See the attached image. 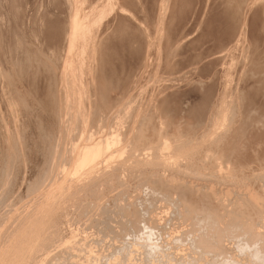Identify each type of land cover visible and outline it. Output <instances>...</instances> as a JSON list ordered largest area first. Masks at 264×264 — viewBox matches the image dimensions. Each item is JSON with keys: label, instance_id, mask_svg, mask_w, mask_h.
Instances as JSON below:
<instances>
[{"label": "bare ground", "instance_id": "1", "mask_svg": "<svg viewBox=\"0 0 264 264\" xmlns=\"http://www.w3.org/2000/svg\"><path fill=\"white\" fill-rule=\"evenodd\" d=\"M27 1L0 0V250L10 245L9 229L25 223V216L14 218L38 200L41 206L30 212L14 242L25 252V264H264V172L254 173L257 169L249 165V171L237 170L251 160L264 167V0H219L220 12L217 7L213 16L210 12L199 33L195 25L191 32L197 34L186 44L192 52L184 55H176L174 48L172 55L170 48L178 49L185 39L182 0L169 6V0H153L149 9L156 15L149 13V20L155 16L161 25L176 24L166 29L170 52L161 55L164 60L152 56L153 66L157 72L181 75L165 76L166 85L142 90L132 107L131 99L123 106V114L120 105L130 93L121 91L126 79L115 74L121 61H115L120 56L116 39H121L119 50L125 49L131 32L125 33L119 23L113 27L110 40L98 49L102 92L86 94L74 112L67 93L58 91L54 72L75 0H53L45 10ZM21 3L26 11L19 7L24 9L20 13L25 11L19 16L15 10ZM223 14L228 18L221 20ZM77 18L69 42L77 32ZM226 58L240 82L239 103L229 113L215 98L228 71L219 69ZM71 68L65 62L66 75ZM180 80L192 82L187 94L175 89ZM104 85L120 89L107 93ZM204 142L207 150L216 148L218 159L224 158L215 173L203 172L208 163L216 165L215 156L212 164L205 161L206 148L199 147ZM225 161L237 167L232 177L246 190L241 185L243 190L225 192L232 179L223 170ZM14 169L19 179L11 183ZM108 247L112 250L104 255Z\"/></svg>", "mask_w": 264, "mask_h": 264}, {"label": "rangeland", "instance_id": "2", "mask_svg": "<svg viewBox=\"0 0 264 264\" xmlns=\"http://www.w3.org/2000/svg\"><path fill=\"white\" fill-rule=\"evenodd\" d=\"M28 1H30V2H35V5H37V7H40L41 8V10H45V6H47V7H49V6H51L52 4L51 3H53V0H49V1H47V0H45V4H43L44 2V0H28ZM27 1V2H28ZM52 1V2H51ZM86 1V2H85ZM93 1V0H92ZM95 1V0H94ZM93 1V2H94ZM110 0H96L94 3L93 2H91V0H75V2H74V4H73V6H72V8H70L69 9V12L67 13V16H68V24H67V28L69 29H66V31H65V33H64V35L67 37V41H65V47L63 46V48H64V50H63V48L59 51V57H58V55H57V57L59 58L58 60V62H57V67H56V65H55V72H54V74H55V81L56 82H58V84H59V86H57L56 88H58V91L60 92V94L62 93V92H64L65 91V93H67V95H68V97H69V99H71L72 101H73V103H74V112L77 110V107H78V100H82L84 97H86V94H91L93 91H97V92H100L102 89H103V82H102V80L100 79L99 80V78H100V76H101V66H100V62L99 61H97V60H99V56H98V49H100V48H102L103 46L102 45H105L107 42H108V40H110V36H112L111 34L113 33V29L118 25V23L121 25V27L122 28H125L126 29V31H128V32H126L125 31V33H127V34H129L130 32V35H129V38L128 39H130V40H128V43H126V45L128 44V46L126 47L125 46V49H122V50H119V49H121V48H119L120 46H121V43L119 44V40H121V39H119V40H117L116 39V41L118 42H116L115 41V44L116 45H118V46H116L117 48H118V54L120 55L119 57H117L116 59H115V61H116V63L117 62H119L120 60V62L119 63H117L118 65V67H117V72L115 73L116 74V76H117V79H119L120 78V80L122 79L123 81H124V83H122L123 84V88H125V90L124 89H122L121 91H126V92H128V93H130V98H129V100H126V101H124V104H122V105H120V106H122L120 109H121V113L123 114L124 113V111H125V109H123V106L125 105V107L124 108H127V105H129L130 103H128V101H130V99L131 100H133V102L129 105V106H131L132 107V105H134L135 103H134V101H135V99H136V96H137V94H139L140 92H142V90L143 91H148V90H150V87L152 86V85H157V86H161V82H162V85L164 84V85H166L167 83V81L166 80H164V79H167L166 77H169V75H170V77L169 78H175L176 76H177V74L176 75H171V74H168L167 72H160V70H158V72L155 70V66H153L154 64H155V62H153V60L154 59H156V57L157 58H159V55H160V59L161 60H164V59H162V56H164L163 58H165V56H166V54H168L170 51H168L167 50V52H166V48L167 49H170L171 48V52H172V48H174L175 50H176V55H178L179 53L180 54H182L183 53V55L186 53V54H189V52H192V51H190L189 50V48H188V43L190 42V40L193 38L192 36H195L196 34H197V32L199 33L200 31H202V29H203V27H204V24H205V21H207V19H209L210 18V16H211V13H212V16L214 15V13L216 12V7H217V12L219 11L220 12V10H221V7H220V1L219 0H216V1H214V0H182V3H184L185 4V2L187 1V3L188 4H186L185 5V7H184V4H182V3H180V6H181V9H182V7L184 8L183 9V11H184V14H186L185 15V21L183 22V27H182V30H184V28H186L185 29V31L183 32V33H186L185 34V39H183V42H182V44H181V46H178V49H176V47L177 46H172V47H165V46H167V45H165L166 44V36H167V33H168V30H172L174 27H172L174 24H172V26H171V23H166V22H163L164 24H166L167 26H165L164 24L163 25H161V24H159L158 22H157V17H155L154 15V17H153V19H151V20H149L150 19V14H151V17H152V14H155V13H152V11H151V9H149V8H151V4H152V1L153 0H124L126 3H124V1L123 0H111V2H109ZM112 1H114L113 2V4H114V6H113V4H112ZM121 1V2H120ZM123 1V2H122ZM146 1V2H145ZM151 3H150V2ZM168 1V0H167ZM170 1H172V3H173V0H169L167 3H169L168 4V6L169 5H171L172 3H170ZM189 1H194L193 2V4H192V2H190V4H189ZM208 1L210 4H208V2L206 3V2ZM210 1H213L214 3H217L216 5L215 4H213L212 3V6H214V7H212L211 6V2ZM37 2V3H36ZM42 2V3H41ZM90 2V3H89ZM117 2V3H116ZM157 2H161V0H157ZM201 2H203L202 3V6H201ZM40 3V5H38ZM47 3H48V5H47ZM93 3V4H92ZM207 4V5H205V4ZM218 3H219V5H218ZM22 4V5H21ZM20 5L21 6H18L16 9L17 10H15V13H18V11H19V16L21 15L22 16V13H24L25 11H26V9L24 8V6H25V4L24 3H21ZM41 4H43V5H41ZM50 4V5H49ZM92 4V5H91ZM109 4V5H108ZM110 4H112L111 5V7H110ZM117 4V5H116ZM123 4V6L121 7V5ZM125 4V5H124ZM130 4V5H129ZM134 4V5H133ZM182 4V5H181ZM67 5H68V3H67ZM86 5V6H85ZM129 5V6H128ZM187 5H188V7H187ZM190 5V6H189ZM192 5V6H191ZM210 5V6H209ZM220 7H218V6ZM144 6H148L147 8L145 7V10H144ZM150 6V7H149ZM180 6H179V8H180ZM21 7H23L24 9H25V11L24 12H22V13H20L22 10H24L23 8L22 9H20ZM114 9H113V8ZM203 9H202V8ZM207 8V11H205L204 10V8ZM19 8V9H18ZM44 8V9H43ZM126 8V9H125ZM205 8V9H206ZM214 9V10H212V9ZM218 8L220 9V10H218ZM46 9H50V7L49 8H46ZM136 9V10H135ZM137 9H138V11H137ZM140 9V10H139ZM197 9V10H196ZM105 10V11H104ZM108 10H110V11H108ZM112 10V11H111ZM120 10H122V11H120ZM131 12H130V11ZM194 10V11H193ZM200 12H199V11ZM203 10L205 11V13L203 12ZM117 11H119V13H117ZM125 11V12H124ZM142 11V12H141ZM148 12V14H146V12ZM197 11V12H196ZM215 11V12H214ZM112 14H111V13ZM121 12V13H120ZM134 12V13H133ZM202 12V13H201ZM208 12V13H207ZM211 12V13H210ZM214 12V13H213ZM110 13V14H109ZM193 13V14H192ZM194 13H195V15H194ZM197 13V14H196ZM210 13V14H209ZM125 14V15H124ZM198 14L200 15V17L198 16ZM204 14H206V15H204ZM99 15V16H98ZM108 15V16H107ZM113 17H112V16ZM128 15H129V17H128ZM143 15H147L146 17H148V18H146L145 16V18L143 17ZM156 15V14H155ZM208 15V16H207ZM75 16H78V18H77V32H76V34H75V36H74V38L71 40V42H69V39H70V37H71V30H72V28H73V19L75 18ZM110 16V17H109ZM116 16V17H115ZM119 16V17H118ZM133 16V17H132ZM194 16V17H193ZM202 16V17H201ZM203 16H205L204 17V19H202L203 18ZM222 16H224V17H226V16H228V15H221V17ZM124 17V18H123ZM207 17H209V18H207ZM224 17H222V19L221 20H223L224 19ZM236 17H238V16H234V18L236 19ZM98 18V19H97ZM116 18V19H115ZM124 20H123V19ZM129 18V19H128ZM135 18V19H134ZM142 18V19H141ZM188 18V19H187ZM199 18V19H198ZM206 18V19H205ZM226 18H228V17H226ZM225 18V19H226ZM128 19V20H127ZM144 19H147V20H145V23H147V24H145L144 23ZM193 21H192V20ZM201 19L203 20V22L201 21ZM107 22H106V21ZM112 22H111V21ZM122 21L121 23L120 22H117V21ZM127 22H126V21ZM186 20H187V22H186ZM205 20V21H204ZM237 20V19H236ZM102 21V22H101ZM110 21V24L108 23ZM149 21V22H148ZM150 21H152L151 23H150ZM165 21V20H164ZM197 21V22H196ZM97 22V23H96ZM124 22V23H123ZM130 22V23H129ZM156 22V23H155ZM168 22V21H167ZM189 22H190V24H189ZM105 23V24H104ZM109 25H108V24ZM123 23V24H122ZM126 23V24H125ZM148 23H149V25H148ZM186 23H187V26H186ZM197 23V24H196ZM198 23H199V25H198ZM203 23V24H202ZM97 24V25H96ZM125 24V25H124ZM135 24V25H134ZM145 24V25H144ZM151 24V25H150ZM170 24V26H168ZM193 25L194 24V26L192 27L191 26V28H190V25ZM201 24V25H200ZM95 25V26H94ZM126 25H128V26H126ZM146 25H148V26H150V27H146ZM156 25V26H155ZM176 25V24H175ZM174 25V26H175ZM198 26V28L196 27V26ZM203 25V27H202V29H201V26ZM106 27L107 26V28H104V27ZM125 26V27H124ZM137 26H139V27H137ZM142 26V27H141ZM200 26V27H199ZM95 27V28H94ZM97 27V28H96ZM101 27V28H100ZM104 29H103V28ZM108 27H110L109 29H110V31L108 30ZM114 27V28H113ZM128 27V28H127ZM188 27V28H187ZM194 27H195V29L197 28L198 30H197V32H195L194 34L191 32V31H193L194 32V30H192V29H194ZM130 28V29H129ZM144 28H146V29H144ZM171 28V29H170ZM96 29V30H95ZM128 29V30H127ZM166 29H168L167 31H166ZM190 29V30H189ZM106 30V32H104ZM130 30V31H129ZM189 30V31H188ZM200 30V31H199ZM112 31V32H111ZM100 32V33H99ZM111 32V33H110ZM133 32V33H132ZM141 32H143V33H141ZM145 32H146V34H145ZM182 32V31H181ZM99 33V34H98ZM104 33V35L102 36V34ZM110 33V34H109ZM137 33V34H136ZM190 33V34H189ZM192 33V34H191ZM97 34V35H96ZM137 36H136V35ZM188 34H189V36H188ZM99 35H100V37H99ZM139 35V36H138ZM149 35H150V37H149ZM187 35V36H186ZM192 35V36H191ZM104 36H107V37H104ZM135 36H136V38H135ZM109 37V38H108ZM132 37V38H131ZM134 37V38H133ZM146 39H145V38ZM187 37V38H186ZM98 38H99V40H98ZM101 38H102V40H101ZM106 38V39H105ZM134 39V40H133ZM138 39V40H137ZM165 39V40H164ZM132 40V41H131ZM104 42V44H103V42ZM129 41H131V42H129ZM144 42H145V44H146V42H147V44H146V46L145 47H143V45H144ZM188 42V43H187ZM98 43V44H97ZM187 44V45H186ZM152 45V46H151ZM164 45V50H163V46ZM134 47V48H133ZM185 47H187V48H185ZM260 47V46H259ZM183 48V49H182ZM174 49H173V52H172V55L174 54ZM185 49H187V50H185ZM62 50H63V52H62ZM144 50V51H143ZM165 51V52H163V51ZM179 50V51H178ZM81 51H84V52H82L81 53ZM97 51V52H96ZM120 51H122V53L120 52ZM132 53H131V52ZM143 51V52H142ZM62 52V53H61ZM65 52V53H64ZM151 52H152V54H151ZM61 53V54H60ZM63 53H64V55H63ZM96 53V54H95ZM138 53V54H137ZM159 53V54H158ZM163 53H165V54H163ZM84 54H85V56H84ZM124 54H126L125 55V57H123L124 56ZM149 54H150V56L152 57H154V59H153V57L151 58L150 56H149ZM158 54V55H157ZM174 54V55H175ZM63 55V56H62ZM81 55H82V57H81ZM129 55V56H128ZM133 55H135V56H133ZM136 55H137V57L138 56H140V58H142L143 57V59L142 60H140V58L138 57V59L139 60H136L137 58H134V57H136ZM162 55V56H161ZM70 56V57H69ZM98 57V58H96V57ZM130 56H132V57H130ZM128 57V58H127ZM130 57V58H129ZM171 58L173 59V57L171 56ZM84 59V60H83ZM118 59H119V61H118ZM127 59H128V61H127ZM153 59V60H152ZM62 62H61V61ZM151 60V61H150ZM160 60V61H161ZM227 58L226 59H223V62L225 63L224 65L225 66H222L221 68H219V69H224L225 71H227V72H225V71H222L221 70V72H225V77H222V79H220L219 80V83H220V81H222L223 80V84L222 83H220L219 84V86H218V92H217V90H216V96H215V98L218 100V101H220L221 102V107H222V109H224V111H226V113H229V111L232 109V108H234L236 105H237V103H239V99H238V92H237V89H236V86L238 87H240V85L238 84V83H240L239 81H238V79H236L235 80V76H236V74L235 73H231V65H230V63H229V59L227 60ZM249 60V59H248ZM70 62L71 63V66H72V68H71V71H70V75H66L65 74V62ZM122 61H123V63L125 62L126 64H124L123 65V63H122ZM133 62V64H132V62ZM136 61H139L138 63H140L139 65L137 64V62ZM145 61V62H144ZM148 62V66L146 67L145 65H146V63ZM155 61V60H154ZM142 62H144V63H142ZM223 62H221V63H223ZM84 64V65H82L81 66V64ZM62 64V65H61ZM120 64L123 66H120ZM226 64H227V66H226ZM230 66H229V65ZM99 65V66H98ZM133 65V66H132ZM153 67H151V66ZM222 65V64H221ZM98 66V67H97ZM121 67V68H120ZM134 67V68H133ZM138 67H140L142 70H140ZM143 67V68H142ZM220 67V66H219ZM225 67V68H224ZM227 67H228V69H227ZM58 70H57V69ZM92 68H94V69H92ZM100 69V70H97V69ZM138 68V69H137ZM217 68H218V66H217ZM79 69V70H78ZM132 69V70H131ZM227 69V70H226ZM85 70V71H84ZM93 70H95V71H93ZM137 71V72H136ZM139 71V72H138ZM90 72V73H89ZM143 72V73H142ZM153 72V73H152ZM230 72V73H229ZM89 73V74H88ZM96 73V74H95ZM138 73H139V75H138ZM152 73V74H151ZM157 73V74H156ZM167 73V74H166ZM61 74V75H60ZM229 74H230V78H229ZM231 74H233V75H231ZM82 75V76H81ZM89 75H91V76H89ZM93 75V76H92ZM120 75V76H119ZM127 75V76H126ZM134 75V76H133ZM179 76H177L178 78L180 77V73L178 74ZM137 76V77H136ZM166 76V77H165ZM92 77V78H91ZM94 77V78H93ZM124 77V78H123ZM129 77V78H128ZM193 77V76H192ZM232 77V78H231ZM135 78V79H134ZM144 78V79H143ZM163 78V79H162ZM224 78V79H223ZM236 78H237V76H236ZM91 79H92V81H91ZM96 79H98V80H96ZM161 79V80H160ZM228 79V80H227ZM230 79V80H229ZM61 80V81H60ZM88 80H89V82H88ZM98 81V82H100V83H96V81ZM131 80V81H130ZM160 80V81H159ZM168 80V79H167ZM200 80V79H199ZM158 81H159V83H158ZM192 82H193V84L195 85V83L198 85L199 83H197V82H199L198 81V79L197 78H195V81H194V78H192V80H191ZM190 80H189V84H188V80L185 82V81H182V80H180V81H178V83H177V85H176V90L177 91H182V90H184V91H182V92H187L188 91V88H190L189 86H193V84H192V82H191ZM197 81V82H196ZM204 81H206V80H204ZM226 81H229V84L227 85V83L228 82H226ZM236 81V82H235ZM71 82V83H70ZM81 82V83H80ZM102 82V83H101ZM126 82H128V83H126ZM183 82V83H182ZM190 82H191V84H190ZM195 82V83H194ZM238 82V83H237ZM92 83H93V86H92ZM143 83V84H142ZM157 83V84H156ZM234 83H236V85L234 86ZM91 84V85H90ZM95 84H97L98 85V87H97V85H95ZM101 84H102V86H101ZM225 84V85H224ZM121 85V84H120ZM124 85H126V86H124ZM220 85H221V87H220ZM223 85V86H222ZM122 86V85H121ZM144 86V87H143ZM191 86V87H192ZM227 86V87H226ZM89 87H92V89L91 88H89ZM100 87H102V89L100 88ZM104 87H105V85H104ZM107 87V86H106ZM105 87V89H104V91H106V89L108 88L109 89V87H107L106 88ZM114 88H112V87H110V89L109 90H107V93H108V91H109V93H113V92H117L115 89L116 88H118V87H116V86H113ZM232 87V88H231ZM235 87V88H234ZM99 88H100V91H99ZM178 88V89H177ZM181 88V89H180ZM234 88V89H233ZM91 89V90H90ZM98 89V90H97ZM118 89H120V88H118ZM117 89V90H118ZM175 89H173V91H176ZM220 89H221V91L222 90H224L223 92H222V94H221V91H220ZM63 90V91H62ZM112 90H114V91H112ZM129 90V91H128ZM141 90V91H140ZM111 91V92H110ZM119 91V90H118ZM229 91V92H228ZM232 91V92H231ZM234 91V92H233ZM79 92V93H78ZM102 92V91H101ZM220 92V93H219ZM232 93V94H231ZM185 94H187V93H185ZM229 94V95H228ZM78 95H80V96H78ZM133 96H135V97H133ZM189 96V95H188ZM219 97V98H218ZM188 98V97H187ZM191 98V100L192 99H194V100H192V101H194L195 102V99L197 100V98L195 97H193V96H191L190 97ZM186 100V99H185ZM184 101V100H183ZM184 102H186V101H184ZM78 103V104H77ZM197 103V102H196ZM236 104L235 106L233 105V104ZM134 107V106H133ZM226 108V109H225ZM8 111L10 112V108L9 107H7V115L9 114L8 113ZM218 115H216V117H218V118H220V114H219V112L217 113ZM11 119L8 117V121H10ZM126 121H128L127 119H126ZM125 122V121H124ZM11 123V122H10ZM204 147V148H206L205 149V151H204V149H203V151H202V149H201V151L203 152V153H205V155H204V157H205V161H206V159L208 160L209 159V162L210 161H214V159H215V161L213 162V163H216V165L215 164H212V162H210L212 165H210L209 163H208V161H207V163H208V165H207V169L206 170H203V172L205 171V172H208V173H211V172H214L215 173V170H214V167L215 166H217L219 163L221 164V162H222V160H224V158L222 159H218L219 157H221V155H219V154H216V153H218V152H215V149L216 148H211V149H209V150H207L208 148H209V143H202L199 147ZM198 147V148H199ZM211 150H212V152H211ZM216 154V155H215ZM210 156V157H209ZM213 156H215V157H213ZM218 156V157H217ZM214 159H213V158ZM212 159V160H211ZM220 160V161H219ZM252 162H250V161H248V162H244V163H246V164H242L241 165V167L240 168H238L237 169V167H234V165L231 163V162H229L230 164H232V165H230L229 163H227L228 161H225V169H223V170H225V172H229L230 173V177H232V174H234V171H235V169H237L238 171H240V172H242L243 170L242 169H244L245 171H249L250 169V167L252 168V166H253V168L252 169H257V170H255L254 171V173H263L264 172V167H259L260 165L256 162V161H254V160H251ZM218 162V163H217ZM223 163H224V161H223ZM222 163V164H223ZM252 163V164H251ZM254 163V164H253ZM229 164V165H228ZM246 165V167H244ZM250 167H249V166ZM209 166V167H208ZM210 166L212 167L211 168V170L209 169L210 168ZM226 166H227V168H226ZM255 166V167H254ZM256 166H257V168H256ZM234 167V169H232ZM244 167V168H243ZM249 167V168H248ZM259 167V168H258ZM242 168V169H241ZM262 168V169H261ZM230 169H232V170H230ZM209 170V171H208ZM211 171V172H210ZM233 171V172H232ZM14 172H15V169L12 171V173H10V175L9 176H11V177H9L10 179L11 178H13V179H11L10 180V182L11 183H14V178H15V180L17 179V177H18V175L19 174H17L16 172H15V175H16V177H14L15 175H14ZM197 172H201V171H197ZM12 174V175H11ZM229 177V176H228ZM19 179V178H18ZM17 179V180H18ZM234 179V180H233ZM16 180V182H18ZM241 182V180H239V182H238V178H235V177H232V179H231V182L228 180L226 183H230V184H228V186H227V184L225 183V182H223V183H225V186H227V191H225V192H231V190L232 189H236L235 187H239L238 189H242L244 186L240 183ZM234 183H238V185L237 184H235V185H233ZM234 187H233V186ZM240 185V186H239ZM243 187H242V186ZM241 187V188H240ZM222 189H223V186L221 187ZM224 188H226V187H224ZM247 188V187H246ZM243 189H245V187L243 188ZM242 189V190H243ZM246 190V189H245ZM249 190H250V188H249ZM252 190V189H251ZM250 190V191H251ZM222 192L224 193V190H222ZM232 193V192H231ZM222 194V193H221ZM225 197L226 196H223L221 199H224V201H225ZM41 204L42 203H38V200H35L32 204H30V206L29 207H27L25 210H23V213H20L18 216H16V218H14V219H22L23 218V216H25V218H24V220L23 221H25V223H23L22 225H20V228L18 229V230H16L17 228H18V226L16 227V225H14L15 226V228H14V226L11 228V229H9V231L6 233V237L8 238V237H10V235L9 234H11V242H10V245H8V247H5L6 249L4 250V251H2L3 249H1L0 250V264H25V261H26V258H27V256H25L26 254H25V252L24 251H20V246L18 247L17 246V244H15L14 242L16 241V239H17V237H19V234H20V232H21V230L24 228V227H26V225H27V222H28V220H29V217H30V212H33L34 210H35V208L37 209V208H39L40 206H41ZM38 206V207H37ZM34 208V209H33ZM29 213V214H28ZM18 222V221H17ZM8 226V224L4 227V229H3V233L5 232V230H6V228H8L7 227ZM13 229V230H12ZM15 229V230H14ZM12 231H14V232H12ZM11 232V233H10ZM78 236H80V235H78ZM90 237V236H89ZM98 236H96V238H97ZM24 238V237H23ZM23 238H21V240H23ZM42 239V238H41ZM41 239L40 240H38V241H41ZM75 239V238H74ZM76 239H77V237H76ZM32 240V238L30 237L29 238V241H31ZM108 239H106L105 241H107ZM104 241V242H105ZM24 242V241H23ZM25 244H26V242H25ZM3 247V248H4ZM10 247V248H9ZM102 248H104V243L101 245V247H99V250H101V251H103L104 249H102ZM108 249V251H104L103 252V254L105 253V254H107L108 252H110L112 249H111V247L109 248H107ZM107 252V253H106ZM104 254V255H105Z\"/></svg>", "mask_w": 264, "mask_h": 264}]
</instances>
